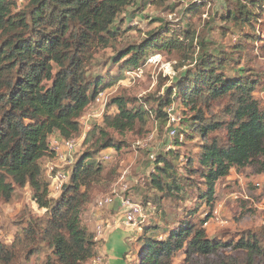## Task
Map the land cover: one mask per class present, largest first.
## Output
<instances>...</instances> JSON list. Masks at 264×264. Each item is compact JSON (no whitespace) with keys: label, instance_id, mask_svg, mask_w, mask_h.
Returning <instances> with one entry per match:
<instances>
[{"label":"trees","instance_id":"obj_1","mask_svg":"<svg viewBox=\"0 0 264 264\" xmlns=\"http://www.w3.org/2000/svg\"><path fill=\"white\" fill-rule=\"evenodd\" d=\"M137 1L24 0L17 10L14 0H0V204H11L17 189L28 188L37 209L44 211L30 216L9 245L0 244V264H27L42 256L41 264H90L99 241L94 232L79 226L80 211L88 203L91 186L103 179V169L86 161L118 147L110 131L119 135L145 131L152 112L167 120L164 109L174 99L191 113L187 132L177 133L183 141L201 142L196 156L187 160L189 173L206 187L199 191L201 199L212 203L215 181L233 168L255 165L264 173V112L254 98L258 75L243 69L227 77L223 71L230 56L201 49L195 66L175 82L174 98L158 99L152 111L114 98L116 113L104 114L86 134L85 141L88 135L97 136L93 152L82 154L60 194L50 197V181L42 166L45 158L55 155L50 140L68 141L80 133L81 118L105 87L103 81L87 76L95 50L115 41L117 17ZM263 15L264 0H235L226 17L250 26ZM181 34L192 48L194 34L186 29ZM156 43L127 47L120 54L124 66L137 68ZM216 103L222 108L212 113ZM218 131L225 137L216 135ZM156 161L163 167L153 172L150 187L167 199L178 196L184 179L175 177L167 159ZM204 224L182 221L165 231L155 225L144 227L134 264H173L178 252H183L184 264H264V225L239 231L226 243L209 239Z\"/></svg>","mask_w":264,"mask_h":264},{"label":"rangeland","instance_id":"obj_2","mask_svg":"<svg viewBox=\"0 0 264 264\" xmlns=\"http://www.w3.org/2000/svg\"><path fill=\"white\" fill-rule=\"evenodd\" d=\"M14 1L20 10L24 0ZM234 3L235 0H138L135 6L121 13L116 20L115 41L95 50L87 70L89 80H101L105 87L81 118L80 133L71 139L74 149L66 150L58 143L54 157L42 161L47 180L57 172H69L84 152H93L97 136L88 135L85 141L86 134L100 123L104 114L116 113L111 104L114 98L130 100L133 106H141L148 112L156 108L158 99L174 98L175 82L195 66L201 49L204 53L216 51L230 56L223 71L227 77L243 69L258 75L254 98L264 112V15L250 26L236 25L226 17L234 9ZM185 29L194 34L192 48L183 40L181 33ZM144 42H157L158 46L147 50L137 68L125 67L121 52ZM166 42L170 43L167 47ZM222 105L214 104L211 112H218ZM164 110L167 120L155 118L152 112L145 131L135 129L120 135L108 131L119 143L118 147L95 154L86 161L103 169V179L89 190L88 203L80 211V227L90 231V224L94 222L92 230L95 232L100 225L102 235L106 234L107 224L94 221L88 210H94L97 201L107 197L113 198L112 205L116 199H128L142 207L144 219L139 225L127 227L121 223L122 218L119 219L121 226L133 229L127 238V250L121 256L122 264H134L141 247L137 238L149 225L165 231L179 226L182 221L189 224L203 221L209 239L217 238L226 243L234 241L239 231L264 225V173H259L255 165L231 169L228 176L215 181L213 202L207 203L199 197L206 187L187 167V160L198 152L200 140L179 142L175 140V133L172 134V131L187 132L189 107L174 99ZM215 134L225 137L223 131ZM104 153H108V161L102 160ZM158 157L168 160L176 178L184 179L180 184L181 193L174 198L167 199L150 187L153 172L163 167L162 163H157ZM61 190L50 188V197L56 198ZM106 210L107 207L103 209ZM43 212L33 203L28 188L17 189L11 204H0V244L9 245L30 216H41ZM43 259V256L33 257L27 264H41ZM90 264L109 262L96 255ZM173 264H184L183 252L175 255Z\"/></svg>","mask_w":264,"mask_h":264},{"label":"crops","instance_id":"obj_3","mask_svg":"<svg viewBox=\"0 0 264 264\" xmlns=\"http://www.w3.org/2000/svg\"><path fill=\"white\" fill-rule=\"evenodd\" d=\"M119 200L116 199V203L110 207H107L106 212L103 210L99 211L96 207L94 210H88L90 217L95 220L104 222L108 226V231L101 237H96L99 241V245L96 249V255L102 256L107 259L109 264H122V254L127 250V238L130 236L132 230L131 228H124L119 223L120 208ZM86 220H90L86 217ZM90 224V221H89ZM90 226L93 229L94 222ZM91 232H94L93 230Z\"/></svg>","mask_w":264,"mask_h":264},{"label":"built area","instance_id":"obj_4","mask_svg":"<svg viewBox=\"0 0 264 264\" xmlns=\"http://www.w3.org/2000/svg\"><path fill=\"white\" fill-rule=\"evenodd\" d=\"M174 133H175L176 139L179 140V142H181L183 140V136L181 134H178L177 132L172 131V134ZM52 142L54 143L55 147L53 146ZM58 143H62L63 147L66 150L70 151L74 149V143L72 140L63 141V140H59L56 138H51L50 147H51V150L54 151V153L56 151V148L58 147L57 146ZM109 158L110 157L108 153H104L102 155V160L108 161ZM49 178H50V188L54 190H61L62 185L67 181L68 172H57L55 175ZM112 204H113V198L107 197V198L97 201L95 207L98 210H103L106 207L111 206ZM119 205L122 209L121 223L124 226L133 227V226H137L140 223H142L144 216H143L142 207L140 205L135 204L128 199H120ZM94 233L96 237H101L103 234V228L100 225H98Z\"/></svg>","mask_w":264,"mask_h":264}]
</instances>
